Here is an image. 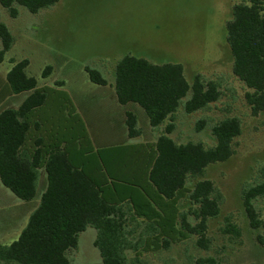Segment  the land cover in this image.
Masks as SVG:
<instances>
[{
  "label": "trees",
  "instance_id": "obj_1",
  "mask_svg": "<svg viewBox=\"0 0 264 264\" xmlns=\"http://www.w3.org/2000/svg\"><path fill=\"white\" fill-rule=\"evenodd\" d=\"M59 1L0 0V6L16 19L17 7L37 14ZM226 34L233 74L249 90L246 100L257 116L264 112V0L235 5ZM14 42L9 28L0 22V62ZM28 67L29 61H21L7 76L12 95L28 96L18 109L0 114V180L19 200L39 199V206L18 241L0 247V262L71 264L68 255L78 249L80 235L88 228L98 233L94 246L102 264H128L130 252L140 257L194 238L201 250H208V224L221 213V196L204 175L210 166L234 156V141L242 134L241 121L227 118L216 124L212 128L216 146L212 148L194 143L178 145L171 135L183 99L191 92L185 105L187 114L203 111L220 100L219 85L201 76L190 85L181 65H155L127 56L116 66L114 86L117 102L129 109L127 138L143 135L130 107L136 105L144 110L152 128L165 126L157 141L151 145H121L118 153L117 148L95 150L88 139L53 135L46 127L51 134L38 137V150L33 153L27 146L34 139L33 130L41 129L34 118L40 110L49 109L52 89L41 87L38 79L30 77ZM53 70L47 67L42 79L51 77ZM86 72L92 84L109 85L98 71L86 68ZM205 126L202 121L198 129ZM41 170L46 175L42 194ZM263 198L264 181L243 193L244 210L253 231L264 229L256 207ZM141 227L143 231L135 238ZM225 232L241 235L233 225H227ZM205 262L211 264L212 260L198 263Z\"/></svg>",
  "mask_w": 264,
  "mask_h": 264
},
{
  "label": "rangeland",
  "instance_id": "obj_2",
  "mask_svg": "<svg viewBox=\"0 0 264 264\" xmlns=\"http://www.w3.org/2000/svg\"><path fill=\"white\" fill-rule=\"evenodd\" d=\"M246 2L60 0L37 14L17 7L16 19L0 6V22L9 28L15 41L6 66H10V59L27 60L31 77L50 86L52 92L64 94L63 100L51 92L47 127L53 135L88 139L95 150L117 148L118 153L121 145H151L157 141L165 126L152 128L139 106L130 107L138 118L143 134L140 138L129 140L120 121L122 106L114 89L115 69L127 56L155 65H181L190 85L197 76L219 85L220 100L203 111L187 114L185 105L191 92L183 99L171 135L178 145L194 143L212 148L216 146L212 134L216 124L227 118L241 121L242 134L234 141V156L210 166L204 175L221 196V213L208 224L209 249L201 250L194 238L140 257L130 252L128 264H199L208 259L211 264H264V229L251 230L243 203L244 191L264 181V112L253 115L246 100L249 90L233 74V56L226 41V27L235 5ZM49 66L53 74L43 80ZM86 68L101 73L109 85L92 84ZM202 121L206 126L199 130ZM256 207L264 220V198L256 202ZM189 220L196 225L194 217ZM227 225L237 227L241 235L226 233ZM143 229L139 228L134 237ZM97 234L88 228L80 235L78 249L68 255L71 264H102L94 246Z\"/></svg>",
  "mask_w": 264,
  "mask_h": 264
},
{
  "label": "crops",
  "instance_id": "obj_3",
  "mask_svg": "<svg viewBox=\"0 0 264 264\" xmlns=\"http://www.w3.org/2000/svg\"><path fill=\"white\" fill-rule=\"evenodd\" d=\"M2 49V44L0 43V50ZM12 50H10L4 57L3 61L0 62V114L6 109H18L28 95H12L10 91V87L7 83V76L13 69V67L21 62L19 60L10 59V66H6V62L8 60V54H10ZM14 62V63H13ZM28 70V69H27ZM28 74V71H27ZM29 75V74H28ZM30 76V75H29ZM31 77V76H30ZM41 87H49L45 86L43 82L40 81ZM55 92V93H53ZM52 94L55 97L65 98L64 94L59 91H53ZM70 100L69 97H67ZM121 106V105H120ZM119 108V117L121 123L126 126L127 121V112L128 108L121 107ZM35 122H39L41 124V129L39 131L33 130L32 138L33 141H30L27 149L29 152H35L38 150L36 146V141L39 138L46 137L47 134V125L49 124V109L45 108L36 113ZM52 130L51 128H48ZM127 131V130H126ZM127 136V132H126ZM101 150H104L102 148ZM32 153V154H33ZM117 169H119V161H117ZM46 187V175L43 170H41L40 177V193L44 191ZM14 196V197H13ZM16 198V199H15ZM39 206V199L33 202H23L19 200L10 190L5 188L0 180V247L10 246L14 242L18 241L24 229L28 226L29 220L34 213V211ZM0 264H5L0 262Z\"/></svg>",
  "mask_w": 264,
  "mask_h": 264
}]
</instances>
